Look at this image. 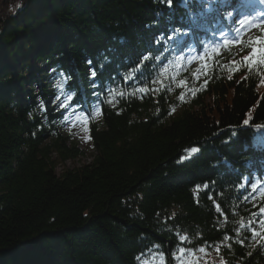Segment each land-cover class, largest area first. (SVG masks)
I'll return each mask as SVG.
<instances>
[{"label":"trees","instance_id":"1","mask_svg":"<svg viewBox=\"0 0 264 264\" xmlns=\"http://www.w3.org/2000/svg\"><path fill=\"white\" fill-rule=\"evenodd\" d=\"M250 12L264 0H0V264H264V65L243 62L264 25L187 53ZM68 108L91 150L73 166Z\"/></svg>","mask_w":264,"mask_h":264},{"label":"rangeland","instance_id":"2","mask_svg":"<svg viewBox=\"0 0 264 264\" xmlns=\"http://www.w3.org/2000/svg\"><path fill=\"white\" fill-rule=\"evenodd\" d=\"M3 1V0H2ZM244 20V19H243ZM259 20L264 21V19H259L257 17L251 18L249 21V24L247 27H243L239 24L238 30L239 34L241 33H250V31L254 30V25H256V22ZM252 28V29H251ZM206 49V47H205ZM193 61L198 59V54L195 53L194 50H191V54ZM64 101L61 103L63 105ZM65 117V126L66 130L70 132L71 136L76 140L78 145L84 149L83 154L75 160H67L65 162V165L73 166L77 164H81L83 162H86L90 159V147H89V138L87 136V129H86V118L85 115L74 111V109L68 108L66 109ZM77 117H80V119H77ZM57 171H60V168H57ZM213 252L208 251H179L176 254V258L178 260V264H222L220 260L212 254ZM143 264H164L163 257L159 254L153 253L151 257L148 259H145Z\"/></svg>","mask_w":264,"mask_h":264},{"label":"snow or ice","instance_id":"3","mask_svg":"<svg viewBox=\"0 0 264 264\" xmlns=\"http://www.w3.org/2000/svg\"><path fill=\"white\" fill-rule=\"evenodd\" d=\"M171 0H169V6H170ZM239 24L243 27H247L249 24V21L246 20H240ZM237 42H241L239 41V36H237V39L234 41H228L225 40L224 44H229V43H237ZM249 45H250V53L249 55L244 57V63H246L249 67L253 66V65H264V29H262V35L259 37H256L254 40H250L249 41ZM214 51H216V49H214ZM146 59V58H145ZM201 59H204L203 57H201ZM204 67H207V64L205 63ZM91 77L94 78L95 77V71L92 70L91 72ZM72 97L69 96L68 100H71ZM67 105H61V107H66ZM65 119H67V117H65ZM77 119H80V117H77ZM245 124L248 123L247 120L244 121ZM197 151V149L194 147L192 148V152L195 153ZM259 185V181L253 183L251 185V188L253 191L257 190V187ZM260 213L262 215H264V208L260 209ZM261 226L264 227V220L261 221ZM252 233H253V238L256 237V235H258V233L255 231V229H252ZM181 252L184 251L183 248H181L180 250ZM201 251H203V249H201Z\"/></svg>","mask_w":264,"mask_h":264}]
</instances>
